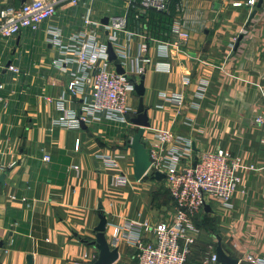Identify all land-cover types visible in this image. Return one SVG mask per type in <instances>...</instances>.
<instances>
[{"label": "crops", "instance_id": "0c3cea01", "mask_svg": "<svg viewBox=\"0 0 264 264\" xmlns=\"http://www.w3.org/2000/svg\"><path fill=\"white\" fill-rule=\"evenodd\" d=\"M29 1L0 0V10ZM115 1L118 9L111 5ZM232 1L184 0L189 39L168 57L157 56L150 47V65L137 78L143 80L148 150L160 151L167 161L175 140L162 145L157 135L170 132L190 144L178 167L218 148L242 163L230 204L212 201L206 205L210 211L194 217L200 232L187 264H197L202 254L214 250L217 237L239 264H250L247 256L264 264V125L254 122L264 115V4L249 11L232 8ZM126 4L94 0L92 18L120 14ZM82 11L59 8L37 32L0 37V264H94L98 251L90 243L99 215L106 219L107 243L117 249L113 264H136L135 249L123 238L114 239V228L170 222L173 216L174 207L166 208L165 180H150L151 174L139 181L133 177L127 144L137 130L130 123L138 103L135 92L125 124L100 119L76 130L55 125L64 111L80 113L89 95L86 87L78 95L67 92L74 66L53 67L58 50L48 30L53 25L64 36L77 31ZM136 49L134 44L133 54ZM155 63L166 65L157 70ZM8 65L18 73L7 70ZM176 96L182 97L180 105L173 101ZM57 101L64 110L56 107ZM103 157L115 164H105ZM119 175L125 184L111 182ZM141 235L152 237L145 231Z\"/></svg>", "mask_w": 264, "mask_h": 264}, {"label": "built area", "instance_id": "2783aa9c", "mask_svg": "<svg viewBox=\"0 0 264 264\" xmlns=\"http://www.w3.org/2000/svg\"><path fill=\"white\" fill-rule=\"evenodd\" d=\"M93 1L31 0L19 7L0 10V37L9 38L23 30L37 32L43 22L55 18L59 8H82L81 26L77 31L64 36L53 25L48 30L50 42L58 50V56L52 61L53 67L65 69L74 66L67 84L69 95L81 94L85 87L88 88L89 100L84 102L80 113L64 111L63 118L55 122L56 126H66L71 130L79 129L81 123H97L100 119L127 123L130 112L128 98L134 95L137 78L143 74L144 66L150 65L147 55L150 47L157 56L168 57L171 50L178 49L189 39L185 28L184 0H127L121 13L108 16L106 24L101 19L92 18ZM258 1L235 0L231 7L252 11ZM149 12L170 17L168 32L163 36L149 31ZM134 44L137 46L136 54L132 52ZM108 45L115 55L113 62L108 61ZM115 64L120 65L122 74L116 72ZM164 65L155 63V68L163 70ZM6 69L18 73L14 66L8 65ZM188 82L187 79L184 83ZM203 86L201 83L198 87L203 90ZM173 101L180 105L182 97L176 96ZM55 104L59 110H64L63 102ZM254 122L264 125V115L256 117ZM157 138L162 145L171 140L176 144L167 161H163L160 151L150 150L147 171L151 175L155 171L165 175L166 188L174 203L172 219L155 225L130 222L114 228L113 236L114 239L123 238L135 249L136 264H187L188 254L200 232L193 223L194 217L212 201L224 207L230 204L241 182L238 171L242 163L228 151L218 148L201 152L193 164L181 168L178 162L190 152L189 142L174 138L170 132L159 133ZM260 143L264 145V138ZM78 145L76 140L75 150ZM43 160L48 161L49 157L44 156ZM102 161L107 165L115 164L110 157H103ZM111 182L123 185L126 178L115 176ZM141 231L150 232L151 239H144ZM246 260L250 264H262L259 258L252 256H247ZM197 264L220 263L214 250H210Z\"/></svg>", "mask_w": 264, "mask_h": 264}, {"label": "water", "instance_id": "95a60500", "mask_svg": "<svg viewBox=\"0 0 264 264\" xmlns=\"http://www.w3.org/2000/svg\"><path fill=\"white\" fill-rule=\"evenodd\" d=\"M24 1V0H22ZM262 0H259L256 8H260ZM252 13L251 16L254 15ZM103 24H106L107 18L101 19ZM108 61L113 62L115 60V55L111 49V46L108 45L107 48ZM115 69L118 74H122L123 71L119 64H115ZM135 95L138 97V103L135 110V116L131 118L130 123L137 127L136 132L132 135L130 142L127 144V148L132 150L133 154V177L136 181L141 180L147 175V171L150 166L149 154L150 150L146 148V144L143 140V133L145 128L149 127L147 110L143 106L142 96L144 94L143 80L141 79L138 84L134 87ZM82 125V123H81ZM4 175L0 176V182H3ZM165 179V175L161 172L155 171L150 180L162 181ZM207 211L210 209L207 206L204 207ZM94 240L90 245L94 246L98 251L97 259L94 264H113L117 258L118 253L117 249H111L107 243L105 232H106V219L103 215H99V223L94 229ZM217 261L220 264H239L238 260L228 256L222 249L220 238L217 237L216 246L214 249ZM28 260V258H27ZM30 264V261L28 262Z\"/></svg>", "mask_w": 264, "mask_h": 264}, {"label": "trees", "instance_id": "16d2710c", "mask_svg": "<svg viewBox=\"0 0 264 264\" xmlns=\"http://www.w3.org/2000/svg\"><path fill=\"white\" fill-rule=\"evenodd\" d=\"M170 22V17L157 14L155 12H149L147 26L151 33L157 36H163L168 32V25ZM174 204V203H173Z\"/></svg>", "mask_w": 264, "mask_h": 264}, {"label": "rangeland", "instance_id": "374dc122", "mask_svg": "<svg viewBox=\"0 0 264 264\" xmlns=\"http://www.w3.org/2000/svg\"><path fill=\"white\" fill-rule=\"evenodd\" d=\"M115 2H116V1H115ZM111 5H112L114 8L117 7V9H118V3H117V2H116V3H112ZM117 11H118V10H117ZM130 98H131V97L129 96L128 101L130 100ZM164 189H165L164 191L166 192V196H167V197H168V196L170 197V195H169V193H168V190H167V188H166V185L164 186ZM167 197H166V199H167L168 206H167L166 208H167V211H170V210H171L170 207H171V206L174 207V204H173V202H171V204H172V205H171V204H170V201H169V199H168L169 197H168V198H167ZM172 201H173V200H172ZM202 256H203V254H202ZM202 256H201V257H202ZM201 257H200V259H201ZM200 259H199V260H200Z\"/></svg>", "mask_w": 264, "mask_h": 264}]
</instances>
